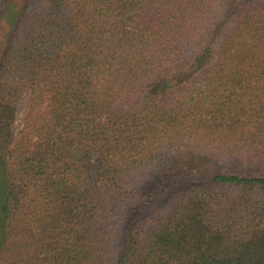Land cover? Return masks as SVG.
<instances>
[{
  "label": "trees",
  "instance_id": "trees-1",
  "mask_svg": "<svg viewBox=\"0 0 264 264\" xmlns=\"http://www.w3.org/2000/svg\"><path fill=\"white\" fill-rule=\"evenodd\" d=\"M0 168V264H264V0H0Z\"/></svg>",
  "mask_w": 264,
  "mask_h": 264
},
{
  "label": "rangeland",
  "instance_id": "rangeland-1",
  "mask_svg": "<svg viewBox=\"0 0 264 264\" xmlns=\"http://www.w3.org/2000/svg\"><path fill=\"white\" fill-rule=\"evenodd\" d=\"M23 111H24V109H23V107L20 109V119L22 118V116H23ZM219 166H222V164H218ZM215 166V163L214 162H210V164L208 163H206V160H204L203 161V163H201V165L199 166L198 165V167H194L193 166V172H194V174L193 175H195V177L197 178V179H204L205 177H206V172L208 171V170H210L211 168H213ZM192 168V167H191ZM4 171H3V168H0V205H1V203H2V201L4 202V200H5V186H6V183H5V181H4ZM3 191H4V193H3ZM4 198V199H3Z\"/></svg>",
  "mask_w": 264,
  "mask_h": 264
}]
</instances>
